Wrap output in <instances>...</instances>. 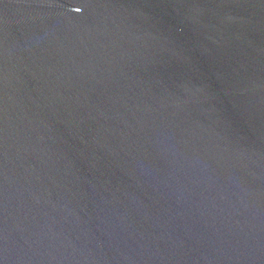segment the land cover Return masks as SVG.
Returning <instances> with one entry per match:
<instances>
[{"label": "water", "instance_id": "1", "mask_svg": "<svg viewBox=\"0 0 264 264\" xmlns=\"http://www.w3.org/2000/svg\"><path fill=\"white\" fill-rule=\"evenodd\" d=\"M0 264H264V0H0Z\"/></svg>", "mask_w": 264, "mask_h": 264}]
</instances>
